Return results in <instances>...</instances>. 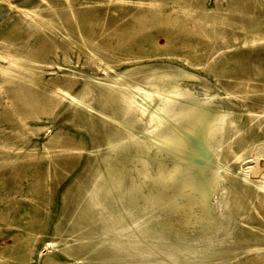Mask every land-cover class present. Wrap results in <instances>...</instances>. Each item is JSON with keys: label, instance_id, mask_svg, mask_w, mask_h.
<instances>
[{"label": "bare ground", "instance_id": "6f19581e", "mask_svg": "<svg viewBox=\"0 0 264 264\" xmlns=\"http://www.w3.org/2000/svg\"><path fill=\"white\" fill-rule=\"evenodd\" d=\"M188 1L186 6L173 9L192 14L195 24L222 23L216 28L225 40L228 32H234L230 38L233 42L226 41L228 51L223 47L209 51L215 57L212 68L225 72H218L216 78L228 81L222 85L223 97L220 87L191 70L210 62L189 56H182V62L155 61L152 56L159 54L119 56L113 50L106 59L107 51L97 45L87 51L86 62L95 70H104V76L86 70L78 74L66 72L46 86L40 81L43 64L1 54L8 60L7 66L19 70L10 86L13 96L8 107L13 110L12 119L21 124L30 115L31 106L37 111L52 112L67 100L64 110L69 122L89 135L93 148L83 169L66 189L57 231H67L75 243H81L85 222L101 219L99 232L89 240L96 239L91 251L100 252L108 261L207 264L206 260L199 262L203 252L193 246L189 237L171 235V214L149 208L160 200L185 212V223L191 222L192 230L196 226L205 230L217 218L222 203L227 205L229 215L260 216L264 220V67L254 66L249 59L255 56V48L262 49L264 45V25L256 26L263 16V3L227 0L223 4L216 0L215 6L208 7L206 0ZM138 3L145 4L142 0ZM148 10L133 7L128 14L135 16L134 21L115 23L119 42L144 33L151 22L171 13L150 14ZM233 16L252 21L249 26L241 22L236 27ZM174 20L181 18L174 16L171 21ZM184 22L192 28L188 21ZM171 37L167 34L168 40ZM155 41L159 43V37ZM138 57H147V61L135 63ZM115 62L131 64L112 70ZM7 66L0 67L6 78L12 75ZM232 97H237L239 103ZM248 97L252 99L249 103L244 101ZM84 139L75 140L65 132L51 134L48 143L54 148V164L83 152ZM256 158H261V163L253 167ZM221 182L227 183L228 191L218 197ZM246 207L253 210L247 212ZM196 238L204 239L206 235L198 234ZM237 238L249 261L238 259L232 264H264V245L258 244L264 241L263 225L248 224ZM75 243H68L65 252L72 254Z\"/></svg>", "mask_w": 264, "mask_h": 264}, {"label": "rangeland", "instance_id": "374dc122", "mask_svg": "<svg viewBox=\"0 0 264 264\" xmlns=\"http://www.w3.org/2000/svg\"><path fill=\"white\" fill-rule=\"evenodd\" d=\"M142 1L145 4H139L138 0H0V67L8 64L2 53L21 56L24 62L43 64L40 81L49 86L66 72L78 74L86 70L104 76V70H95L90 62H86L87 51L97 45L107 51L106 59L113 50L119 56L159 54L152 56L155 61L167 59L182 62V56H189L196 61L210 62L206 67H193L191 70L210 79L216 88L220 87L223 97L225 93L222 85L228 81L217 79L222 68H212L215 57L209 53L220 47L228 51L226 41L233 42L230 38L234 32H228V40H225L217 29L222 23L205 25L198 21L195 24L192 14L189 15L183 9H173H179L182 4L186 6L188 0H150L152 4L149 0ZM260 1L264 6V0ZM215 3L216 0L205 1L208 7L215 6ZM222 3L226 4L227 0H222ZM138 6L149 9L150 14L155 11L171 13L162 19L157 18L153 23L149 22L150 27L144 33L125 42L120 39L119 42L114 31L115 23L134 21L135 16L131 17L128 10ZM261 14L263 16L258 18L256 26L264 25V12ZM174 16L181 20L172 22ZM184 21H188L192 28H188ZM250 21L252 19L240 16H233L232 19L236 27L241 22L249 26ZM167 34L172 35L169 40ZM156 37H159V43H156ZM260 47L255 48V56L251 55L249 59L254 66L261 64L264 67V48ZM146 58L138 57L135 63L139 60L145 62ZM114 64L112 70H122L131 63ZM7 67L11 69L12 75L6 78L0 72V264H125L105 260L100 252L91 251L96 239H89L99 232L102 225V220L97 217L87 220L83 225L81 231L84 240L81 243H75L74 237L67 231H57V224L64 213L66 189L83 169L93 145L86 132L69 122L68 112L64 110L67 100L52 112H47V109L37 111L31 106L30 115L21 124L18 119H12L10 115L13 110L8 107L13 96L10 86L19 70ZM232 99L239 103L237 97ZM250 100L251 97H248L244 101L249 103ZM242 107L246 108V104ZM24 123L25 126H22ZM55 132H65L75 140L85 138L84 151L54 164V148L49 146L48 139ZM9 154L12 157L8 158ZM259 159H254L253 167L261 163ZM227 191L226 182L217 186L218 197L225 196ZM149 208L161 210L163 215L171 214V235L189 237L193 246L203 252L198 256L199 262L206 260L204 262L207 264H232L238 259L249 261L239 248V232L248 224L264 226L260 216L248 218L241 214L229 215L224 203L219 207L217 218L205 230L197 226L192 230L191 222L185 223L186 213L176 210L165 200L151 204ZM245 209L247 212L253 210ZM198 234L206 235V238L198 240ZM68 243H75L72 254L65 252ZM258 244L264 245V241ZM236 254L237 257L231 258Z\"/></svg>", "mask_w": 264, "mask_h": 264}]
</instances>
